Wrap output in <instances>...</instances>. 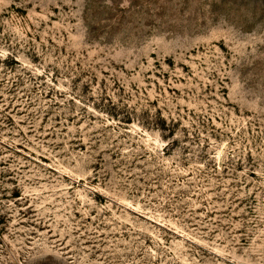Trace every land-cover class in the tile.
<instances>
[{
	"label": "rangeland",
	"instance_id": "rangeland-1",
	"mask_svg": "<svg viewBox=\"0 0 264 264\" xmlns=\"http://www.w3.org/2000/svg\"><path fill=\"white\" fill-rule=\"evenodd\" d=\"M0 264H264V0H0Z\"/></svg>",
	"mask_w": 264,
	"mask_h": 264
}]
</instances>
